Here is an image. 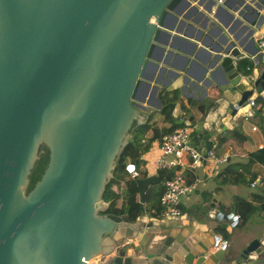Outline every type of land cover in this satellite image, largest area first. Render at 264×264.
<instances>
[{"label":"water","instance_id":"obj_1","mask_svg":"<svg viewBox=\"0 0 264 264\" xmlns=\"http://www.w3.org/2000/svg\"><path fill=\"white\" fill-rule=\"evenodd\" d=\"M181 3L0 0V264H264V240L232 241L237 217L213 205L132 216L102 198L120 185L114 171L145 117L192 127L205 165L217 136L257 117L250 101L264 103V51L253 39L212 54L221 79L206 78L188 110L144 81L159 35L169 36L164 18ZM170 73L167 92L185 77ZM156 181L134 179L140 203Z\"/></svg>","mask_w":264,"mask_h":264},{"label":"crops","instance_id":"obj_2","mask_svg":"<svg viewBox=\"0 0 264 264\" xmlns=\"http://www.w3.org/2000/svg\"><path fill=\"white\" fill-rule=\"evenodd\" d=\"M259 3L260 0H246L244 4H240V0H217L212 12L208 9L211 0H189L188 5L179 4L164 18L163 29L169 36L159 35L157 47L149 57L150 63L147 65L144 81L161 86L160 96L180 102L183 110H188L187 106L195 103V98L201 95L199 86L205 88L203 83L206 78L213 84L221 79L220 72L216 71V64L212 66L213 53L221 47L224 49L229 42L240 45V49L250 48L252 39L256 46L258 45L259 36L256 31L264 33V4L260 8ZM208 22L211 23L208 25ZM246 56L245 60H250V57ZM238 62H235V65H238ZM172 71L185 76L183 86L167 92L162 85L167 83V76L170 77ZM192 83L198 87L192 86ZM151 97L153 101L152 86L147 91L146 99ZM262 106L264 107V103L256 102L254 108L257 110L261 107L262 110ZM260 114L261 117L244 119L243 123L234 129L241 131L246 137L242 143H237L232 138L234 130L217 136L212 147L217 156L228 155L225 163L206 162L205 165L200 164L194 168H180L187 180L191 179V184L194 185L193 190L185 196L184 202L179 204L183 213L213 205L216 210L236 216L238 223L232 230L231 239L238 245L254 238L264 240V208L260 206L261 201L254 198L264 195V166L255 157L264 149L263 111ZM148 117H145V122ZM154 122L162 132L172 128L168 120L154 118ZM151 135L150 130L143 136L142 143L146 144V139ZM222 137H225V141L218 148ZM158 140H154L150 147L141 153V165L137 166L140 172L138 178L157 176L158 171L153 170L152 161L159 153ZM124 171L125 181H134ZM161 185L163 186V182ZM156 186L158 189L159 186ZM123 192H120L121 197L116 201L117 207L122 204V197L128 196L130 190L128 193ZM238 198L251 201L257 208L246 221L240 219L234 209V201ZM143 203L144 213L153 217V210L149 209L150 202ZM109 260L110 258L106 257L104 264H108Z\"/></svg>","mask_w":264,"mask_h":264},{"label":"trees","instance_id":"obj_3","mask_svg":"<svg viewBox=\"0 0 264 264\" xmlns=\"http://www.w3.org/2000/svg\"><path fill=\"white\" fill-rule=\"evenodd\" d=\"M240 65L243 67L250 65V62L247 60H241ZM261 107L257 109V117H261ZM154 118H162L164 121L168 120L171 123V127H176L177 125L172 124L171 118L168 117H163L157 113L151 114L148 117V120L140 125H134L132 128L130 134L133 139L131 143H128L120 156V165L115 169L114 171V176L119 180L120 185H111L108 184L102 198L110 202V212L117 213V214H122V213H129L132 216L138 215L144 210V203L139 202V194H138V188L135 184V182L131 179L125 181L123 177V171H124V166L125 162L130 161L132 163H135L137 166L141 165V160H140V155L145 149H148L152 142L156 139H159L161 135L163 134L160 129L155 126L154 124ZM152 132V135L147 138L146 144L142 143L143 136L150 131ZM232 138L237 142V143H242L246 137L242 134L241 131L239 130H234L232 133ZM225 141V137H222L217 145L219 148L220 145ZM211 150L216 154L215 149L212 147ZM217 155V154H216ZM256 159L263 164L264 166V149H261L256 155ZM125 172V171H124ZM172 173L167 171V170H160L157 173V183H155L153 186L149 187L144 195V201L150 202V207L149 209L153 210V215H160L161 212V207L159 204V198L161 196L163 186L161 183L170 177ZM144 178V177H143ZM188 182L191 183V179L188 178ZM124 183V184H123ZM158 185V189L157 186ZM118 187L120 190L116 191L114 188ZM124 190V192H123ZM130 190V192H129ZM128 193V196L125 195V197H122V204L117 207L116 206V201L121 197V193ZM256 199H259L261 201L260 206L264 208V195L261 196H256L254 197ZM234 209L238 212L240 219L243 221H246L257 209L251 201H245L241 200L240 198L236 199L234 201Z\"/></svg>","mask_w":264,"mask_h":264},{"label":"built area","instance_id":"obj_4","mask_svg":"<svg viewBox=\"0 0 264 264\" xmlns=\"http://www.w3.org/2000/svg\"><path fill=\"white\" fill-rule=\"evenodd\" d=\"M258 46L264 51V33L258 37ZM253 106L255 103L250 101ZM192 127L179 125L163 132L158 140V155L152 161L155 172L167 170L171 172L169 178L163 181V190L159 198L161 207L160 216H178L183 213L180 209V199L189 194L194 185L189 183L186 176L180 171L184 167H196L201 164V153L193 146ZM206 162L212 164L225 163L228 155L217 156L212 150L206 153ZM125 172L133 179L139 177L140 172L135 163L125 162ZM101 256L94 257L86 264H104Z\"/></svg>","mask_w":264,"mask_h":264},{"label":"rangeland","instance_id":"obj_5","mask_svg":"<svg viewBox=\"0 0 264 264\" xmlns=\"http://www.w3.org/2000/svg\"><path fill=\"white\" fill-rule=\"evenodd\" d=\"M147 140V139H146ZM147 142H148V140H147ZM145 152V151H144ZM124 184V183H123ZM111 185H113V184H111ZM116 191H118V190H120L118 187H115L114 188ZM184 200H185V196H183L181 199H180V203H183L184 202Z\"/></svg>","mask_w":264,"mask_h":264},{"label":"bare ground","instance_id":"obj_6","mask_svg":"<svg viewBox=\"0 0 264 264\" xmlns=\"http://www.w3.org/2000/svg\"><path fill=\"white\" fill-rule=\"evenodd\" d=\"M263 34V33H262Z\"/></svg>","mask_w":264,"mask_h":264}]
</instances>
